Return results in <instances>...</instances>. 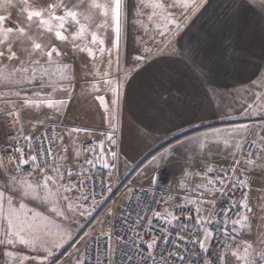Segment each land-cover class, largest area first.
I'll use <instances>...</instances> for the list:
<instances>
[{"label": "crops", "instance_id": "0c3cea01", "mask_svg": "<svg viewBox=\"0 0 264 264\" xmlns=\"http://www.w3.org/2000/svg\"><path fill=\"white\" fill-rule=\"evenodd\" d=\"M84 1L87 5L93 3ZM139 2L122 0L118 58L115 50L111 57L106 51L98 62L89 58L90 63L85 64V70L91 71L89 75L83 68H75L74 72L69 71L67 81L55 77L49 95L45 96L63 100L65 104L52 109L44 107L43 119L32 123L21 116V123H17L6 118V131H17L22 124L23 133L30 136L48 124L70 128L68 136L58 138L53 154V164L61 169L64 182L72 183L75 173L82 171L80 147L84 142L94 141L98 145L103 142L104 149L115 118L119 151L116 158L105 156V159L117 168L122 181L130 178L132 184L143 187L151 186L158 175L197 183L203 181L202 169L227 168L231 156L224 149L223 135L209 137L220 143L208 145L203 152L198 151L197 140L214 129L222 132L259 120V117L249 119L243 113L247 104L253 102L252 92L264 94V0H203L202 6L190 12L187 19L181 18L179 29L173 28L165 37L154 29L145 33L142 25L147 23L146 17L137 16ZM174 11L179 17L180 11ZM93 22L98 27L110 24L101 13ZM104 27H99L98 32L104 47L110 49L114 33L110 26ZM136 56L142 59L136 60ZM105 80L111 81V85L105 84ZM112 88L117 89L115 95ZM97 97L104 98L107 112ZM113 99L117 100L115 105ZM154 156L157 159L151 166L141 168ZM53 164L47 171L49 175L55 174ZM69 169L74 173L71 177ZM28 178L33 183L43 179ZM8 179L0 167V184ZM246 181L249 195L250 181L247 178ZM13 200L19 203V197L14 196ZM24 202L53 219V213L42 207L40 201L29 198ZM247 206L250 208L248 199ZM208 208L209 205L202 204L201 215ZM88 217L85 211L81 217L83 226ZM8 250L18 255H35L20 245ZM3 251L4 246L0 245V264H12ZM58 255L59 250L52 258ZM227 262L236 264L230 252Z\"/></svg>", "mask_w": 264, "mask_h": 264}, {"label": "snow or ice", "instance_id": "6c2138e0", "mask_svg": "<svg viewBox=\"0 0 264 264\" xmlns=\"http://www.w3.org/2000/svg\"><path fill=\"white\" fill-rule=\"evenodd\" d=\"M202 3L203 0H140L138 9L148 11L138 10L137 16L146 17L147 23L142 25L146 34L154 29L156 34L165 37L173 28L179 29L181 18L187 19L188 14L196 11ZM14 8H19V12L13 22L11 10ZM77 9L78 6L70 7L64 3V0H51L47 4H39V0H0V88L7 89L8 96L16 97V100H6L11 107L3 114L13 117L17 123H21L22 109L42 107L52 109L65 104L63 100L57 101L48 96L42 98L41 92L32 90V86H38L40 89H44L45 86L53 87L52 82L57 76L60 81L69 79L70 66L63 62L64 53L56 42L61 44L70 42L74 51L86 53L93 60L96 59L97 51L101 56L107 51L111 57L115 50L117 58L119 57L122 0H109L108 3H96L93 0L87 13ZM93 10H99L106 23L110 21L108 26L114 33L110 49L104 47V40L98 31H91L90 26L86 27L81 23V16L90 19ZM174 10L180 11L179 17ZM70 29L74 30L70 31ZM88 36L90 40L87 39ZM45 38L50 42L46 43ZM135 59L141 60L142 57L136 56ZM104 76L107 77L108 73L105 72ZM104 82L111 85L109 80ZM61 90H64L62 86ZM111 91L115 95L117 89L112 88ZM0 98H4L3 92H0ZM97 98L107 112L108 107L104 98ZM251 98L253 102L247 104L243 114L249 119L259 117V122L251 125L241 123L223 134L224 149L231 156L229 166L222 167L219 171L214 167L202 169L208 176L215 178H208L206 183L198 184L195 189L201 196L205 193L212 194L215 190L223 198L234 194L238 188H243L245 189L243 199L239 202L229 199L222 213L214 210L208 216H200L198 207L190 209L198 213L195 218V228L178 224L181 217L177 216L175 211L165 209L162 213L154 210L152 203L148 202L147 211L151 212V217L145 214L144 209L140 211L133 209L135 218H132V212L123 216L121 224L123 235L119 234L120 230H117L114 224H108L111 230L104 232L102 229L98 236L86 234L78 241V246L69 255V260L74 256V264H150V262L151 264H185L186 260L193 259L197 247L204 254L209 251L211 242L231 240L230 244L223 245L222 252L216 253L218 264H227L226 258L229 252L239 264H264V250L256 249L248 241L239 239V230L244 228L247 220L243 213L251 212L247 206V181L243 176L251 169L264 168V94L259 91L252 92ZM17 103L20 105L19 108ZM116 103L117 100L113 99L112 104ZM255 129L259 132L255 133ZM219 136H221L219 129L205 133L202 140H197L198 151L203 152L210 144H219L218 140L208 139ZM33 139L32 136L23 134L21 124L9 145L10 147L15 145L14 153L9 157V163H14L15 168L11 172H6L9 179L6 183L0 184V221H3L0 223V245L4 246L3 256L12 264H27V262L48 264L56 250H62L57 259L63 256L67 251L66 242L73 240L71 233L67 232L61 223L28 207L24 202L29 198L40 201L49 205V211L55 216L65 217L60 201H68L69 197L66 193L71 191L72 187H78V185L60 183L63 180V173L55 162L52 169L55 174L47 173L45 165L47 158L52 157L53 140L46 133L41 134L40 143L34 144ZM107 139L115 143L113 136L109 135ZM43 142L49 144L47 149L43 147ZM99 147V153L89 149L94 159H87L84 163L95 166L98 160L105 169L114 167L106 161L105 156L111 155L115 158L117 154L114 151L106 154L103 142ZM42 158H44L43 163H41ZM156 159L153 157L154 161ZM26 164L33 165V170L39 172L43 179L33 183L28 178L31 173L27 176H18L17 173ZM2 165L3 161L0 160V167ZM82 172L86 173L87 169H82ZM81 174L75 173L77 176ZM68 175L71 177L74 173L69 169ZM88 179L94 178L88 177ZM83 183L84 181H80V184ZM14 196L19 197L18 204L14 203ZM190 202L200 204L208 201L199 199ZM68 207L71 209L72 205L69 203ZM176 210L183 211L184 205H177ZM234 210H237L236 218L230 220L228 213ZM106 215H112L111 211ZM154 219L162 221L163 225L167 226L159 230V235L155 234L156 230L152 226ZM183 219H191V217ZM98 223L105 224L107 221ZM172 231L176 232L175 236L171 235ZM144 236H151V239L145 243ZM17 245L30 249L35 255H18L15 251L8 250ZM158 248L159 252H157ZM101 249H103V259H101ZM41 252L43 255H40ZM93 252L97 253L95 257L92 255ZM195 259L198 260L200 257ZM217 261H213L212 264H217ZM52 264H55V260Z\"/></svg>", "mask_w": 264, "mask_h": 264}, {"label": "built area", "instance_id": "2783aa9c", "mask_svg": "<svg viewBox=\"0 0 264 264\" xmlns=\"http://www.w3.org/2000/svg\"><path fill=\"white\" fill-rule=\"evenodd\" d=\"M112 125L115 127L111 128L107 137L109 135L113 136L115 143L113 144L106 138L104 143V152L106 154L112 151L118 154L119 151V129L117 121H115ZM53 129L55 131H53ZM69 132L70 128L63 124H48L40 132L32 136L34 138V144L41 142L40 137L41 134L44 133H46L47 136L53 140V143L51 144L52 157L47 158V164L45 165L46 171L52 167L53 154L56 149L58 138L67 135ZM16 134V130L6 131L0 142V160L3 161L2 169L5 173L11 172V170L15 168L14 163H9V157L12 153H14L15 145H12L11 147L9 145L11 144L12 138L16 136ZM43 147L47 149L49 144L47 142H43ZM89 149L95 150L97 153L100 152L99 145L94 141H86L81 145V160L79 165L82 167V169H87V172L83 173L81 171L80 173L82 174L76 176L72 183V185H78V187H73V190L77 196L78 206L83 210L92 211L91 218L88 220L87 225L85 224L83 227L80 237L84 236L90 227L93 226L100 217L106 216V213L109 211H111L112 215H109V219L104 225L103 231H110L111 229L108 227V224H114L116 229L120 230L119 234L123 235V231L121 230L123 216L129 212H132L133 209H136V211L144 209L145 214L151 217V212L147 211L148 202L152 203V208L156 211H160L162 213L165 211V209L169 211H175V214L181 217V220L177 222L178 224L182 223L189 228H195V218L197 217L198 213L196 211H190V209H195L198 207L200 209L199 215H201L202 204L209 205V208L204 214V216H208L210 213H213L214 210L218 213H222L223 208L226 207V201L229 199L236 202H239L241 199H243V194L245 192V189L243 188H238L234 194L225 196L223 198H221L220 193L215 190H213L212 194L205 193L203 196H201L195 191L196 186L198 184L206 183L208 178H215L214 176H208L205 171L200 172V178H203V181L197 183H191L185 178L169 180L165 175H158L151 186H137L131 183L130 178H126L122 181L116 167L105 169L98 160L95 162V166L85 164V160L94 159V157L90 155ZM245 150L247 151V149ZM106 156L113 158L111 155ZM43 159L44 158H42L41 163H43ZM33 169V165L26 164L23 166L21 171L17 173V175H28V173H31L30 177L33 179L42 178V175ZM237 172L239 173V169ZM88 177H93L94 179H88ZM243 178L246 180L245 174ZM80 181H84V183L80 184ZM246 191L248 196V187ZM229 193H231V189H229ZM199 199H203L208 202L200 204H192L190 202L191 200ZM138 204L139 208H137ZM177 205H184V210H176ZM236 211L237 210H234L233 212L228 213L230 220L236 218ZM184 217H191V219H183ZM132 218H135V212H132ZM146 223L147 221H145V224ZM152 226L153 229L156 230L155 234L157 235H159L160 229L167 227L166 225H163L162 221L155 219L153 220ZM99 233H94L91 235L98 236ZM171 235L175 236L176 232L172 231ZM150 239L151 236H144L145 243H147ZM230 243L231 240L211 242L209 251L204 254H202L197 247V250L193 254V259L191 261L186 260L185 264H206V262L207 264H212L213 261H217L216 253L222 252L223 245ZM93 247H95V243H93ZM157 252H159V248L157 249ZM100 253L101 259H103V249L100 250ZM92 255L95 257L97 253L93 252ZM145 255H147L146 252ZM195 257H200V259L197 260ZM69 264H74V257L69 262Z\"/></svg>", "mask_w": 264, "mask_h": 264}, {"label": "rangeland", "instance_id": "374dc122", "mask_svg": "<svg viewBox=\"0 0 264 264\" xmlns=\"http://www.w3.org/2000/svg\"><path fill=\"white\" fill-rule=\"evenodd\" d=\"M49 2H51V0H39V4H47ZM64 3L68 4L70 7L71 6H78L77 10L81 11L82 13L88 12L89 5H87V3L84 0H64ZM11 12H12V20L14 22L17 18V13L19 12V8H14L11 10ZM99 16H100L99 10H93L91 12L90 19H85L84 15L81 16V23L84 24L86 27L90 26L91 31H98L99 27L96 26L97 23L95 24L93 21L95 19H98ZM105 25L108 26V23ZM105 27H104V29H105ZM102 28L103 27H101V29ZM71 30H74V29H70V31ZM87 39L90 40V36H88ZM45 42L48 43L50 41L47 38H45ZM56 43H57V46L60 47L64 53L62 60L64 63H66L70 66L69 67L70 72H74L75 68H77L76 70H78V69L82 70V68L84 70L86 69L85 68V67H87L86 65L88 63H90L89 57L86 55V53L74 51L72 44L70 42L64 43V44H61L60 42H56ZM78 43H80V42H78ZM101 58H102V56L99 53L96 56V59L94 61L98 62V61H100ZM4 63H7V61H4ZM89 73H91V71L85 72V74H87V75H89ZM50 88L51 87L45 86L44 89H40L38 86H32V90L41 92V96H45V94H48L50 91ZM0 92H3V94H4V98H0V142H1V140L4 136V133L6 131L5 127H4L6 118H9V119L13 118V117H10V116L3 114V112L8 111L11 107L9 104L6 103V100H16V97L8 96L7 89L0 88ZM17 107L18 108L20 107L19 103H17ZM44 111H45V108H44V110H42L41 108H38V109H22L21 110V116H23L25 118H29L30 120H32L31 122L33 123L36 121V119H43L44 118V116L46 115ZM117 120L118 119L115 118L114 122ZM258 122H259V120H253V124L258 123ZM234 123H237V121ZM235 126H237V125H235ZM231 128H233V127H231ZM110 130H111V128H110ZM227 130L222 131L221 135H223ZM254 132L258 133L259 130L256 129V130H254ZM64 136H68V135H64ZM154 162L155 161L153 160V157H152L149 160V162L147 163V165H144L141 168H143V169L147 168V167L151 166L152 163H154ZM245 176H246L248 182L250 181L249 195H248L247 199H248V202L250 203L251 212L245 211L244 215H246L247 220L245 222L244 228L242 230H239V239L248 241L256 249L264 250V168H256V169H251L249 171H246ZM73 180H72V183H73ZM60 183H62L64 185H72V183L70 181H66V182L60 181ZM66 195L69 197V200L68 201H63V200L60 201V204L62 205V210L65 212L66 218L65 217H58V216H55V214H53V219L57 223H61L62 227L67 232L71 233V235L73 236V240L66 242L65 248H67V251L64 252L63 256H59V259L56 258L57 256L52 258V260L49 261L48 264H52L53 260H55V264H69V262L74 257L73 256L72 259L69 260V255L72 254L75 250V247L78 246V241L82 237H84L86 234L91 235L94 233L101 232V230L103 229V227L106 223L101 224L98 222L99 221H108V219H109V215L100 217L99 220H97V222H95V224L90 227L88 232L84 236L80 237V234H81L82 229L84 227L82 225V222H81V217L83 216L85 211H88V210H83L78 206L77 196H76L75 191L73 190V187H72L71 191L66 193ZM38 203L40 204L41 202H38ZM69 203L72 205L71 209H69V207H68ZM41 205H42V207L43 206L45 208L47 207L48 212L50 213V211H49L50 206L49 205H45L43 203H41ZM91 215H92V211H88L89 217L87 219L86 225L88 223V220L91 218ZM200 216H204V214L200 215ZM69 245H72V246L69 247ZM56 251H58V250H56ZM60 251H62V250H59V252ZM27 264H33V262H28ZM236 264H239V262L236 261Z\"/></svg>", "mask_w": 264, "mask_h": 264}]
</instances>
